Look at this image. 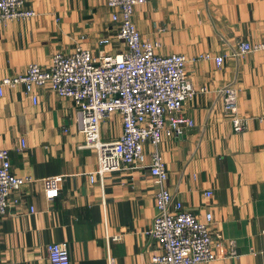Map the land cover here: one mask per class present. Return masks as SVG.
Segmentation results:
<instances>
[{"label":"crops","instance_id":"crops-1","mask_svg":"<svg viewBox=\"0 0 264 264\" xmlns=\"http://www.w3.org/2000/svg\"><path fill=\"white\" fill-rule=\"evenodd\" d=\"M25 6L36 16L0 22V80L33 62L47 67L56 53L79 45L98 52L104 36L112 39L109 52L125 47L107 0H26ZM134 22L144 38L161 44L159 53L187 57L186 73L198 90L182 111L194 126L164 138L160 149L175 199L202 222L212 213V229L222 235L214 243L217 259L202 264H264V51L237 54L238 41L264 40V0H149L135 7ZM205 53L225 59L217 65ZM228 85L249 120L245 131L235 132L224 111ZM35 92L37 104L23 85L0 94V149L10 150L17 175L33 178L13 192L0 218L2 263L50 264L48 244L65 242L72 264H155L160 249L147 232L158 213L152 144H145L144 166L91 180L99 153L85 146L74 101L47 87ZM122 131L119 113L101 123L103 141ZM53 177L59 195L49 199Z\"/></svg>","mask_w":264,"mask_h":264},{"label":"built area","instance_id":"built-area-1","mask_svg":"<svg viewBox=\"0 0 264 264\" xmlns=\"http://www.w3.org/2000/svg\"><path fill=\"white\" fill-rule=\"evenodd\" d=\"M26 0H0V22L31 19L36 11L26 8ZM149 0H107L113 9L112 19L117 23L116 36L124 49L111 53L109 36L99 40L98 52L77 46L72 53H56L49 66L30 63L26 71L0 80V94L5 87L23 85L25 93L38 103L36 87H47L63 97L71 98L76 106V121L85 136V146L95 147L99 153V167L95 174L144 166L145 144L150 143L149 169L157 186L158 213L147 231L158 244L160 252L153 255L155 264H202L217 259L212 213L202 222L183 203L176 200L168 186L169 170L160 149L166 137H181L187 128L193 127L192 118L184 115L185 105L198 90L186 73L187 57L182 53L161 54V44L144 38L134 22V9ZM238 53L245 55L264 51L263 41L240 40ZM221 65L225 55L213 57ZM205 91V88H201ZM224 111L230 114L233 130H247L249 120L238 112L239 93L228 85L223 89ZM113 113H119L123 131L112 141L101 139V123ZM264 120V115L260 117ZM26 147V140H21ZM0 218L12 205L13 192L33 181L30 176L17 175L12 170L10 150L0 149ZM57 178L49 179L46 196L59 195ZM212 191H207L210 196ZM16 202V200H14ZM118 239V236L115 237ZM50 264H72L67 243L52 242L47 246ZM0 264L2 260L0 258Z\"/></svg>","mask_w":264,"mask_h":264}]
</instances>
